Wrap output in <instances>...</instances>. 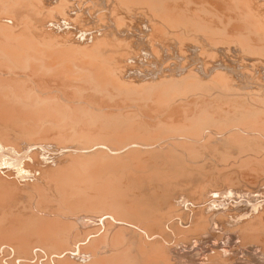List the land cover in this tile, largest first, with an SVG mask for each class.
<instances>
[{
    "label": "rangeland",
    "instance_id": "rangeland-1",
    "mask_svg": "<svg viewBox=\"0 0 264 264\" xmlns=\"http://www.w3.org/2000/svg\"><path fill=\"white\" fill-rule=\"evenodd\" d=\"M69 1H70V3L68 1H66V2H68V3H66V8L69 4H71L72 6L69 5V8L65 9V11L63 10V13L66 14L64 17H67V19H69V18L73 19V22H75V24L77 23L78 25L76 24L77 27H76V25H73L72 24L73 22H71L70 19H69V23L71 25L68 24L70 26H67V25L64 26V24L61 25V26H64L66 28L65 29L63 28V30H62V28H60V31L62 30L60 34H64V36L69 37V38L71 37L70 38L71 41L74 39L77 41V42L74 41L76 43H73V41L72 42L68 41L70 39L67 38L66 41H68V43H71V45H73L74 47L78 48V46L80 45L79 48H83V47H86V43H88L87 46H90L92 44V42L95 40L94 39L95 37L98 38V36H99L98 39H100L101 37L104 36L105 39L104 38L103 39L108 41V44H106L105 46L102 45V47H105L109 51L113 50L112 51L113 57L115 59H116V57L120 56L121 54L122 55L125 54V53L124 54L120 53V51L121 52L126 51V54H125V56H122L123 58L120 56V58H122V63L120 62V64L122 65V66L120 65L121 66L120 70H122V69L123 70L121 72H117V70L113 71V68H112L113 66H112L111 71H109V73L110 72L113 73V76L111 74H107V76L105 75V77H106L105 79L110 78V81L112 79L111 77L114 78V76L116 75L115 77H117L119 80V82L117 84H113V83L111 84V82H108L106 80L102 89L101 88L97 89L94 87L96 85L95 82L93 84L92 82L84 80L85 82L82 83L81 81H83V80H80L82 78L79 77L80 79L79 78L78 79L80 80L82 87H81L80 83L78 82L79 80L77 81L78 84L76 83V81L73 80V83H75L77 85L76 87H78L77 90L75 87H73V88H75L76 91L73 88H72L73 91L70 90V85L73 84L71 82H69V88H67L68 86L66 87L63 85L65 91L66 90L69 91V92L66 91L67 96L73 92L72 95H70V97L72 96L71 98L72 99L74 98L73 100H75L76 105L79 104L78 106L83 105V106H86L88 108V111L85 112L86 114H88V112H89L92 115V112H91L92 110H90V109L93 108L94 109L93 111H96L97 107L99 108V106H100V108H99L100 110H102V109H103V111L106 110L107 113L111 111L110 113L112 114L114 112L113 116L110 113H108V114H110V116H112L114 118V119H112L113 122H111L109 125H112L113 123H117L118 126L119 125L122 126L123 122L121 124H119L121 121L119 122L118 120H121V119L128 120L127 125H128L129 130H128V128H126L128 130V132L121 129L119 131L120 133L118 132V133H116V135L120 134V136H121L122 132H124V134H125L124 137L129 135L131 127L133 126L132 128L135 131V132H133V135L138 136L139 133L143 132V134L142 133L139 134V136H141V138L147 136L146 138H149V139H150V137L153 138V141L152 140L148 141V144H146L147 141H146V143H144L143 141L142 142L140 141L141 143L140 142L139 143L133 142L134 144L131 143L129 147L126 144H125L126 146L120 145L123 147L122 148L120 146H115V144L113 143L116 141L118 136L113 134L114 137H111V136H113L112 132H104L103 129L98 128L99 127L98 125H95V127H86L89 134L90 133H91V135L97 134V132L103 133L105 135L104 136L105 138L101 137V139L100 138L91 139V141L88 144H89V148H91V147L95 148L93 151L92 148H91L92 150L87 148L88 144H86V143H85V145H84V143L82 144L81 141L75 137L74 138H66L65 140L63 138V143L65 141L67 143L69 142L68 144L64 143L66 146L63 143H61L62 145L60 143H59V145H57L58 141L62 142L60 140L62 138L57 136L56 137L57 139L55 138L56 143H53V142H55V140L53 139L55 136L52 134H55V131H54V133L50 132L51 136L46 137V138L52 139V141L48 139L50 142L48 140L46 141L45 140L46 138L45 139H42V138H40V139L36 138L35 139L34 138L35 140H33V141L39 140L38 143H40V144L38 145L39 147H38L37 151L39 152L40 157L41 158H42V156L43 157L45 156L44 158L47 157L46 158L47 160L44 163H41L40 165H38L39 167L43 165L42 167L44 168V170L43 169L42 170L44 171V173L38 174V173H25L26 172L27 153L29 152L28 148H30V147H29V145L23 144L22 141H20V139H23V138L18 139L17 134H15V132L14 133L12 132L11 133L12 135L10 136V140L12 139L11 140L12 142L14 140L16 142L14 141L13 144H10L8 147L3 146L4 144L0 143V150H1L0 151V166L3 167L0 169V172L1 171L3 172V173L2 172L0 173V178H1V181L3 183L5 182L7 184H10L13 179L14 180L12 183H14V184L18 183L19 187L17 185L15 186L12 183H11L12 185L10 184L11 188H14V189H12L13 190L12 192H14V193L16 192L15 194H18L15 196V194L13 193V195L15 197L14 198L12 197L10 199L11 201L13 199L11 206L15 205V206H12L13 211L14 212L16 211L15 213H21L22 212L23 214H31V213L35 214V215L40 214L41 216H43V215L44 216H52L54 214L53 217L54 216L57 217V215H59V213H61L59 215V217H60V219L63 218V220H61V221L56 220V221H59V223L61 222L64 227L60 226L61 223L59 225H57V226H59L58 227L59 229L56 228L57 231L54 229L56 226L53 227L52 230L56 231V234L53 235L52 233L54 231L51 230V232L48 231L49 234L46 235V237H48V239L51 238V236H52V238H51L52 240L49 239L47 242H44V243H42V242L37 243V241L32 242V244L30 245V248L26 251H24V250L18 251V249H16V246H15V248H13L14 245L12 242H9L12 245V246L10 245V247L12 249L9 248V244H7L8 242L7 243L4 242V244H6L8 246H6V245L1 246V245H3V243H1L0 244V246H1L0 247V256H1L0 257V264H30V263L31 264H40V263L41 264H57V262H58V264H65V262L67 260L68 261L66 262V264H70V263L71 264H79V263L80 264L81 263L82 264H85V263L86 264H92L93 259H94V262H98L99 264L101 262H102L101 264H111V263L112 264H121V263L122 264H126V263L127 264H150V262H151V264H264V209H263L264 208V183H263L264 182V131H263L264 130V119H263L264 118V53H263L264 49L260 48L261 47L260 41L263 40L264 38L258 37V36H262L261 33L257 34V32L259 33L261 31H257L255 28H253V25L251 24L252 19L246 18L247 17L246 10L240 5V3H238V5L234 4V3H236L235 0H234L235 2L232 0L234 3H232L231 0H223V1L222 0H217V1L216 0L215 1L214 0H209V1L208 0H206V1L202 0L201 5L199 4L200 2H198V0H196V1L191 0L193 4L195 3V6H196V3L201 6L200 8L203 11L202 13H200L201 12L200 8L194 9L193 8L194 6L191 3H190L191 5L189 8L190 10L187 8L188 6L185 7L187 3L189 4V2H191L190 0H186V2L189 1L187 3L184 0H180V1L179 0H160V1H162V3H163V1H165L166 4L168 3L169 5L171 4V6H176L177 8H179V9H176V12L178 10V12L183 13V14H184V12L187 13V11H188L187 14L191 15L190 13H192V12L194 13L196 9L199 10L200 12L196 11V12H199L198 15L192 13L194 16L196 15L197 18H195L192 15H191L192 17L191 18L189 17V18L192 19V22H190V23H193L194 19L200 20L201 22L194 20L195 24L194 25L192 24L193 26H195L196 23H198V22H200V24L198 23L197 24L198 26L196 25V27H193L190 30L191 26L186 25L187 22H185V21H184V23L182 22L184 25H182L183 27H181L179 24H182V23H179V22L172 23V22L164 20L165 18L162 17L160 11L155 6L154 7L157 10V12L155 13V11H156L155 9H154L155 11L153 12L154 7L152 8L150 4H147L148 2L151 3L150 0L137 1V2H139L138 3L139 5L137 4V2L136 3L131 2L132 4L137 5L138 7H134V5L129 4V3H122L120 0L119 1L121 2L122 7L120 6V2L118 0H111V1H109V0H102V1L101 0H94V1L93 0H86V1L85 0H69ZM154 1L156 2V0H154ZM203 1L205 2V3H203L204 5H206L205 7H207L208 3L212 2V4H209V6H208V8H209L212 5L209 10L207 8H205L204 6H202ZM157 2H159V0H157ZM251 2H254L256 7L259 8V10H257L258 8H255V6L253 5V7L251 8L253 14L255 13V15H257L256 11L259 12L261 9L263 10V15H262L263 19L262 18L260 19L261 20L260 23L261 22L264 23V0H257V1L252 0ZM113 3L115 5V8H114V5H112ZM160 3H157V4H160ZM217 3H218V6H217ZM124 4L128 8L131 7L130 5H132L134 7V9L133 8L131 10L129 9L131 12L127 13V11H129V10L127 7L124 6ZM172 4H174V5H172ZM116 5H117V7H116ZM78 6L79 7L81 6V7L79 8ZM123 6L125 8H127V11L124 10L125 8H123ZM183 6L187 10L182 9V8H184ZM213 6L216 7V9L214 8L215 11L213 9V11L211 13V8ZM260 6H261V8H260ZM112 7H113V9H111ZM202 7H204L205 12H204V9H202ZM217 7H218V9H217ZM180 8L182 9V11ZM253 8H255V9H253ZM206 9L208 10V12H206ZM239 9H241V10H239ZM114 10L117 11V15H115V16H117V19H115L116 22H114L115 20L113 21V19L115 18L114 14H113ZM91 11H92V13H91ZM158 11L160 14L158 13ZM190 11H192V12H190ZM110 12H112V14ZM98 13L101 15L102 14H104V15L101 16ZM152 13H154L155 15ZM259 13L262 14V11ZM115 14H116V12H115ZM135 14H137V15H135ZM97 15H99L100 17L98 16L99 18H97ZM121 15H125V16H123L124 17L123 18L124 21L122 20L123 22L120 21L122 19ZM156 15L158 17L161 15L160 17H162V18L159 17V19H157L158 17H156ZM112 16H113V18H112ZM148 16L150 19L148 18ZM185 16H186V14H185ZM188 16H186V17L188 18ZM262 16L260 15L259 18ZM119 17H121V19ZM256 18H257V16H256ZM259 18H257V19H259ZM99 19H101V20H99ZM105 19H107V20H105ZM160 19H163L165 22L163 23L162 22L163 20L160 21ZM205 19L207 20V23H206ZM149 20H150V22H148ZM247 20L250 24H248ZM119 21L122 22V25ZM155 21H156L155 24H157V22L158 23L161 22V23L157 24V26H160V24H161L160 29H159V27H157L153 23ZM233 21H235V22H233ZM117 22L121 26L120 27L118 24L119 30H116L114 27V25L117 24ZM151 23H153V24H151ZM237 23H239V24H237ZM174 24L176 26L178 24V26H177L178 28L176 26H174ZM187 24H189V21ZM152 25L154 27L156 26V28L153 29ZM162 25H164V26H162ZM199 25L200 26L203 25L204 27L202 26L200 28ZM247 25H249V26H247ZM188 26H190V27H188ZM151 27H152V29H151ZM221 27H222V29H221ZM247 27H251V28L247 29ZM68 28H70V30ZM183 28H185L186 30H184ZM218 28H219V30H218ZM252 28L254 29V31ZM155 29L157 31L159 30L160 32L158 31L159 32L158 33ZM199 29H201L202 31ZM242 29H243V31H242ZM65 30H67V32ZM77 30L78 31L83 30L84 32L83 31L78 32ZM151 30L152 31L155 30L158 33L157 35L155 34L157 37L155 35H152L155 33V31H153L154 32L153 33V32H151ZM220 30L221 31L223 30L222 33ZM239 30L243 34H238V33H240ZM63 31H65L66 33H63ZM246 31L248 32V34ZM251 31H253V32H251ZM199 32L202 34H200ZM254 32H256V33H254ZM67 33H69V34H67ZM82 33L86 34V35L90 34V33L91 34L89 36L87 35L86 36L87 39L85 38V40L83 39L84 37L83 38L81 37V39H80L81 41H80L77 39V37H79V34H82ZM94 33H95V35H94ZM194 33H196V34H194ZM239 35H241V36L243 35V37H240ZM263 36H264V34H263ZM257 37L259 39H257ZM89 38H91L92 40ZM224 38H225V40H224ZM243 39H245V40H243ZM84 41H86V42H84ZM89 41H91V42H89ZM222 41H223V43H222ZM79 42H82L84 44H82V43L79 44ZM68 43H65V44L70 45ZM258 43H259L260 47H259ZM115 45H117V46H115ZM252 45L255 47H253ZM123 46H126L125 47L126 50L124 49ZM111 48H112V50H111ZM127 49L129 51V53H127L128 52ZM116 50H118L117 52L119 53V55L117 54V52H115ZM198 54H201V55H198ZM107 59H109L108 64H110V62H111L110 66L114 65V63H113L114 59L113 58H107ZM165 64H166V66H164ZM115 72H117L119 74H117ZM109 75H111V76H109ZM120 79H123L124 82L126 81L127 86L123 82V80H120ZM120 81H122V82H120ZM107 82L110 83L111 86ZM128 82L130 84H128ZM179 82H180V84H179ZM31 83L32 82H30L29 84L32 85ZM119 83H120V86L117 87V85ZM132 83H135V84H133L135 87L133 88V86H131L130 90H129V88L127 89V87L128 86L130 87V85H132ZM49 84L51 86H49V88L47 89V92L49 91V94L54 93L52 97H54V95L57 92L56 96H59L61 99L56 97V96L55 97L58 100L56 98L51 99V97H49L48 102L53 101V100H54V102L55 101L60 102V101H65V98L66 99L69 98V97L67 98V96L65 94L62 95V93H64L65 91L62 89L63 87H62L61 83H58V85H60L61 88L57 84H55V82L52 83L53 86L55 85L54 86L55 88L52 87L51 83H49ZM105 84H106V86H105ZM122 84H125V86ZM56 86H57V89H56ZM73 86H75V85L73 84ZM140 86H141V88H140ZM58 87L61 90H63L62 93H61V90H58L59 89ZM85 87H87V88H85ZM124 87H126V88H124ZM79 88H81V89H79ZM117 88H118V91H117ZM120 88L123 91L122 90L120 91ZM136 88L139 90H136ZM54 89H56V90H54ZM124 89H126V90H124ZM141 89H143V90H141ZM104 90H107V91H104ZM131 90H133V91H131ZM145 90H147V91H145ZM94 91H96V92L94 93ZM128 91H131V92L128 93ZM108 92L111 94H109ZM147 92H149L150 94ZM158 92H160V93L158 94ZM164 92L166 93V95L164 94ZM144 93H146V94H144ZM140 94H142V95H140ZM63 96H66V97H63ZM89 96H91V97H89ZM114 97H116V98H114ZM119 97H120V99H118ZM133 97H135V98H133ZM69 100H71V99H69ZM94 101H95V103H94ZM113 101L115 102V104ZM119 101H121V102L119 103ZM89 102H91V103H89ZM116 103L118 106H116ZM122 103H123V106H122ZM153 103H154V105H153ZM98 104H100V105H98ZM108 105H110L111 108ZM149 105H150V107H149ZM155 105H157V106L154 107ZM146 106H148V108ZM152 106H153V109H152ZM250 107H252V108H250ZM162 108H163V110H162ZM157 109H159V110H157ZM160 109L162 112L160 111ZM219 110H221V111H219ZM249 110H251V113H249ZM141 111H142V113H140ZM143 111L144 112L146 111V112L143 113ZM154 112H156V113H154ZM256 112H257V114H256ZM172 113H173V115L174 114L175 115L173 116ZM197 113H199V114H197ZM91 115H89V116H91ZM134 116L135 117L138 116L139 118L138 117L135 118ZM192 116H195L196 118L195 117L191 118ZM251 116H253V117L251 118ZM92 117H97V116H94V114H93ZM169 117L171 118V120ZM180 117H181V119H180ZM194 118H195V120H194ZM234 118H235V120H234ZM131 119H132V121H131ZM159 119H160V121H159ZM185 119H186V121H185ZM156 120H157V122H156ZM100 121H103V120H100ZM152 121L155 124L152 123ZM166 121L169 123L171 121V123H170L171 129H169V125H168L169 123H167V124L165 123ZM183 121L186 122V123L184 122L185 128L184 127L182 128V126H183L182 122ZM211 121H212V123H211ZM133 122H134V125H132ZM136 122L138 123L137 124L138 127L137 126L135 127ZM147 122H148V124H147ZM178 122H179V124H178ZM99 123L100 122H98V124ZM130 123H132V124H130ZM100 124L102 125V123H100ZM125 124H126V122H124L123 125H125ZM140 124H141L142 128L139 127ZM143 124H144V126H143ZM113 125H116V124H113ZM127 125H125V126H127ZM130 125H132V126L130 127ZM158 125H160V126H158ZM166 125H168V126H166ZM176 125H178V126L176 127ZM214 125H216V126H214ZM250 125H252L253 127ZM164 126H165V128H164ZM173 126L176 128L174 129ZM122 127H124V126H122ZM166 127H167V129H166ZM88 128H90V130ZM94 128L95 129L97 128V129L95 130ZM136 128H137V130H140V128H141V131L138 132L136 130ZM153 128H155V130ZM158 128H161L163 130L158 129ZM177 128H179V129L177 130ZM68 129H69V127L66 129L67 131L66 130L65 131H66L67 135H70L72 129H69V130ZM100 129H101V131H100ZM149 130L151 132H149ZM80 131H78V132H80ZM136 131H137V135L135 134ZM198 132H200V133H198ZM234 132H235V134H232ZM236 132H237V134H236ZM238 132L241 135H238ZM75 133H77V132H75ZM152 133L153 134L155 133V134L153 135ZM144 134L145 135L147 134V135L145 136ZM152 135H153V137H152ZM155 135H157V136H155ZM232 135H238V136H235L237 139ZM106 136H108V139ZM130 136H131V134H130ZM218 137H220L221 140ZM225 137H228V138L226 139ZM17 139L19 140L20 143L17 142L18 141ZM68 139H70V140L68 141ZM75 140L78 141L79 144H77L78 142L76 143ZM154 140H156V141H154ZM166 140H167V142H166ZM187 140H188V142H187ZM43 141H44V144L42 143L43 145H41V142H43ZM46 142H47V144H46ZM48 143H50V144H48ZM70 143L72 145L69 146ZM261 143H263V144H261ZM14 144H16V145L19 144L17 147H18V149H19L18 151L20 153L17 151V147H15L16 149L9 150L10 149L9 147L11 145H14ZM80 144L83 146H81ZM112 144H114V145H112ZM145 144H146V146H145ZM217 144H219V145H217ZM63 145L65 147H63ZM75 145H77V147ZM138 145H140V146H138ZM50 146H51V148H50ZM85 146H86V148H85ZM105 146L108 149H106ZM124 146L127 147L126 148L127 151L124 150V148H125ZM19 147H21V148H19ZM31 147L33 148V146H31ZM32 148H30V149H32ZM60 148H61V150L62 149L63 150L60 151ZM82 148H84L85 150L84 149L81 150ZM120 148H122V149H120ZM224 148H226V149H224ZM67 149H69V150H67ZM73 149H75V150H73ZM99 149L103 150L106 154H109V155H115V154L117 155L118 154L120 156V157L118 156V159H117V161H119L120 163L116 161L115 166H113L112 171H114V169L117 171V167H121V168L124 167L120 171V172H123L125 170V172H124L125 176H123V178H122V181L120 183V187H122L123 190H125L124 192L128 191L127 193H129V195H131V197L129 196V198H127V196H125L123 198L126 202H128V200H130L133 197V195L137 196V194H139L137 196L138 199L135 202V205L138 202L137 205L139 204V206H141L139 209H141L143 207V209H141L139 211L140 214L138 213L139 217H143L145 215V214L143 215V211H144V213L146 211V217L147 218L145 217V218L141 219L137 215L135 218H131L130 216L126 217L123 214L120 215V211L113 213L114 211L110 210V208H107L106 205H104V207H103L101 202L99 204H96V207L94 208L95 210L93 209V207H94L93 205H95V203L91 205V207H92V208L90 207L91 209H88V207H86L83 210L82 209L83 207H82V208H79V210H77L78 209L77 206H73V204H72L75 202L77 203V201H76L77 200V194H75V196H74V194H70V196H71L70 199H74V200L76 199V200L71 202V204L68 206L69 208L66 209L65 207H63V205L65 206V203L64 202L62 203V201L67 198V196L65 198V195H66L65 190H62V186L60 185L58 179H55V178L53 179L52 178L53 175H51L50 173L46 174L45 171L46 170H55V168L57 170L58 166L61 167V164L64 165L70 158H75V157L81 156L82 155L81 153H84V151H85V154H88L87 155L88 158H91L90 160L98 161L101 158L100 154L102 152ZM113 149H114V151H117V152H114ZM87 150H88V152H87ZM110 150H111V152L113 151L115 154H113V152L110 154ZM21 151L23 152V154ZM57 151H59L60 153ZM106 151H108L109 153ZM125 151H126V155H125ZM135 151H137L136 153H137L138 157L136 156V153H134ZM217 151L218 152L220 151V152L218 153ZM248 151H249V153H248ZM52 152H55V154ZM77 152L78 153L80 152V153L78 154ZM21 155H22V157H21ZM67 155L69 156L68 158H67ZM134 155L136 156L137 161L135 159H134L135 161L133 159H131V158H134V157H131ZM9 156H11V158H8ZM17 156H18V158H17ZM23 156H24V158H23ZM64 156H66V158ZM95 157H97V158H95ZM127 157H130V159H128V160L130 162L129 167L131 170L128 169L129 163H128ZM12 158H13V160L14 159H19V160L22 159V160L21 161H19V160L13 161ZM44 158H43V160H45ZM51 158H53V159H51ZM109 158L106 157L105 160L106 159L109 160ZM122 158H124V160H122ZM139 159H141V162L139 161ZM110 160L112 161L113 159H110ZM4 162H5V164H4ZM18 162H20V163L25 162V163H23V164L21 163L22 164L21 165V164H18ZM27 162H28V160H27ZM131 162L132 163L135 162L133 164L134 166L137 163L138 166L140 165V167H138L137 170L135 171L134 169H132L134 166L131 164ZM111 163H113V161ZM11 165H14V166L12 167ZM17 165L19 166L18 167L19 172H16L17 168H14L15 166L17 167ZM20 165L24 169V171L22 170ZM50 165L53 167V169H51L52 167ZM144 165H146V166L143 168ZM8 167L10 169L12 168L11 171H13V173H7L6 172ZM48 167L49 168L51 167V168L48 169ZM19 168H21V169H19ZM30 168H31V166H30ZM141 170H142V172H141L142 174L140 173ZM144 172H146V173H144ZM127 173H128V175L129 174L130 175L128 176ZM138 173H139V176H138ZM35 174H36V176H35ZM49 174H50L51 178H50ZM52 174H54V173H52ZM16 175H17V177L15 178ZM4 177L8 180H2V179H5ZM138 177H139V179H138ZM15 179H16V182H14ZM131 179H133V180H131ZM141 179H143V180H141ZM46 180H47V182H46ZM55 180H56V182H55ZM38 181H39V183H38ZM50 181H51V183H49ZM135 183H137V184H135ZM32 184L33 185L36 184L35 187L32 186ZM53 184L56 187L58 186L59 189L56 188ZM28 186H30V187H28ZM59 186H61V187H59ZM16 187H18V189H16ZM51 187H53V188H51ZM120 187H117V188L121 189ZM143 187H145V188H143ZM35 188H37V190L40 188L41 190L39 189L38 191H36ZM60 188H61V190H60ZM21 189H23V190H21ZM55 190H57L58 193ZM59 190H60V192H59ZM182 192H183V194H182ZM140 193H141V195H140ZM242 194H243V196H242ZM79 196L80 195H78V197ZM6 197H8V196H6ZM170 197H172V198H170ZM29 200H30V202H29ZM203 200H206V201H203ZM215 200H216V202H215ZM39 201L41 202V204ZM142 201L143 202L145 201L144 202L145 204ZM199 201H200V203H199ZM221 201L223 203H221ZM225 201H226V203H225ZM37 203H38V209H39L38 211L39 212L37 211V208H36ZM46 203H49V204H46ZM146 203H147V205H146ZM59 204L60 205L62 204L61 207ZM143 204H144V206H143ZM225 204H226V206H225ZM39 205H40V208L42 207L41 209L39 208ZM145 206H147V207H145ZM47 207H49V209ZM150 207H152L151 209L153 210V212L150 209ZM14 208L16 210H14ZM52 208H53V210H52ZM22 209H24L26 212L24 210L22 211ZM62 209H63V211H62ZM68 209H70L69 210L70 212L68 211ZM149 209H150V212H149ZM18 210H20V211H18ZM30 210H31V212H29ZM41 210H42V212H41ZM65 210H66V212L62 213ZM74 210H76V211H74ZM85 210H87V211H85ZM99 210H101V211H99ZM197 210H199V211L196 212ZM200 210H202L204 212H201ZM46 211H48V212H46ZM54 211H56V212H54ZM147 211L149 212V214H147L148 213ZM160 211L161 212L163 211V212L161 213ZM36 212H38V213L36 214ZM51 212H52V214H51ZM73 212H75V213H73ZM89 212H90V214H89ZM158 212H160V213L158 214ZM259 212H262V213H259ZM114 214H116V215H114ZM259 214H260V216H259ZM62 215H63V217H61ZM106 215H107V217H106ZM147 215H151V217L147 216ZM153 215H156V216L154 217ZM239 215H240V217H239ZM74 216H75V219L73 218ZM148 217H150V218H148ZM194 217H195V219H194ZM57 219H58V217H57ZM101 219H102V222H100ZM236 219H237V221H235ZM62 221H64V222H62ZM232 221H233V223H232V225H230ZM244 221H245V224L247 222L248 223L245 225ZM256 221L258 223L262 222V224L257 225ZM253 222H256V225L258 227L255 226V228H254L255 224ZM142 226H144V227H142ZM105 228H106V230H105ZM62 229L66 233H63ZM145 229H147V230H145ZM117 230H119V231H117ZM104 232H106V233H104ZM83 233H85V234H83ZM124 233H125V235H124ZM58 234H60V235H58ZM82 234L84 236H82ZM34 235L35 234H29V233L26 234V236H30L31 238L33 237L32 239L40 238L39 235H36L35 237H34ZM48 235H50V237ZM55 235L56 236L58 235V236L55 237ZM65 235H67V239H66ZM114 235H116V236H114ZM141 235H142V237H141ZM37 236H39V237H37ZM59 236H60V239H62V240L64 239V240L62 241L59 239V241H58ZM61 237H63V238H61ZM85 237H87V238L85 239ZM113 237L116 240H114ZM55 238H56V241L54 240ZM233 239H234V241H232ZM50 240H51V242H50ZM75 240H77V241H75ZM68 241H70V242H68ZM200 241L202 242V244ZM59 242H61V243H59ZM51 243H52V245H51ZM63 243H65V244H63ZM197 243H199V244H197ZM69 245H71L70 246L71 248L68 247ZM77 245H79V246H77ZM58 246L60 248L62 246V250ZM93 246H95V247L98 246V247H96L97 249H94ZM108 246H110V247H108ZM216 246H217V248H216ZM6 247H8V248H6ZM56 247H57V249H55ZM4 248L6 249V251H5L6 253L3 252ZM68 249H70V250L66 251ZM85 251H87V253ZM89 251L91 252L90 254L88 253ZM56 252H57V254H56ZM73 253H75V254H73ZM99 253L102 254V257ZM62 254H64L65 256H62ZM97 254H98V256L95 258L94 256H96ZM24 255H26V256L24 257ZM103 255H104V257H103ZM75 256H77V257H75ZM149 256H150V258H149ZM99 257H100V259H99ZM135 257H136V259H135ZM36 258H37V260H36ZM53 258H54V261H53ZM103 258H106V259L109 258L110 260L107 259L108 260L107 261V260H104ZM115 258H117L118 260H116ZM154 258H155V260H154ZM8 259H10V261ZM87 259H88V261H87ZM101 259H102V261H101ZM160 259H161V261H160ZM72 261H74V262H72ZM104 261H106V262H104ZM118 261H120V262L118 263ZM21 262H24V263H21Z\"/></svg>",
    "mask_w": 264,
    "mask_h": 264
},
{
    "label": "bare ground",
    "instance_id": "bare-ground-1",
    "mask_svg": "<svg viewBox=\"0 0 264 264\" xmlns=\"http://www.w3.org/2000/svg\"><path fill=\"white\" fill-rule=\"evenodd\" d=\"M66 1H68L69 3H70V1L69 0H0V143H2V144H4L3 146H9L10 144H13V142L15 141H11L10 140V136L12 135L11 133L13 132H15V134H17V136H18V139L19 138H23V139H20V141H22V143L23 144H27V145H29V147L30 148H32L31 146H33V148L32 149H30V148H28L29 149V152L27 153V159H26V172L25 173H44V168L42 167V166H38V165H40L41 163H44L47 159V157L46 158H44L42 155V158L40 157V155H39V152L37 151L38 150V145L40 144V143H38V141L36 142V141H33V140H35L36 138H42V139H45L46 137H49V136H51L50 135V132L51 133H54V131H55V134H52V135H54L55 137L53 138L54 140H55V138L58 136V137H60V138H62V139H60L62 142H60V141H58V144L57 145H59V143L61 144V143H63V138H64V140L66 139V138H77V139H79L80 141H81V143L83 144L84 143V145H85V143L86 144H88L90 141H91V139H96V138H100L101 139V137H104L105 135L103 134V133H98L97 132V134H92L91 135V133L89 134V132H88V130H87V128L86 127H95V125H98L99 127L98 128H101V129H103V131L104 132H112V135L113 134H115L116 135V133H118L121 129H123L124 131H126V132H128V130H129V128H128V125H127V122H128V120H125V119H121V120H118L117 122L119 123V124H121L122 122H123V124H124V122H126V124L125 125H127V126H125V125H123L122 124V126H124V127H122L121 125H119L118 126V124L117 123H113V124H116V125H109L111 122H113L112 121V119H114L112 116H113V113L111 114L110 112H108V113H110L112 116H110V114H108L107 113V111L106 110H104L103 111V109L102 110H100L99 108H100V106H99V108L97 107V110L96 111H93L94 109L92 108V109H90V110H92L91 112H92V115L94 114V116H97V117H92V115L88 112V114L89 115H91V116H89L88 114H86L85 112L86 111H88V108L86 107V106H83V105H81V106H78L79 104H77L76 105V102H75V100H73L71 97H70V95H72V93H70L68 96H67V92H69V91H65V89H64V86H68L67 88H69V82H71V83H73V80L74 81H76V83H77V81L80 79L79 77H81L82 79H80V80H83V81H81L82 83L83 82H85V81H89V82H92L93 84H94V82L96 83V85L94 86L95 88H97V89H99V88H101L102 89V87L104 86V83H105V81L107 80L108 82H111V84L113 83V84H117L118 82H119V80H118V78L117 77H115L114 76V78L113 77H111L112 79H111V81H110V78L108 79H105L106 77H105V75L107 76V74H111L112 76H113V73H109V71H111V67L113 68V71H116L117 70V72H121L122 70H120L121 68V64H120V62L122 63V56H125V54H126V49H125V47L127 46H123L124 47V51L125 52H121L120 50V53H125L124 55H120L122 58H120V56H118V57H116L115 55V57H116V59L113 57V50H112V48H111V50L112 51H109L108 49H106L105 47H102V45H106V44H108V41H106V40H104L105 38H104V36L103 37H101L100 39H98L99 38V36H98V38H94L93 40V42H92V44L90 45V46H87V44L88 43H86V47H83V48H79L80 47V45L78 46V48L77 47H74L73 45H71V43H68V41H71V37L69 38V37H66V36H64V34H60L61 33V31L63 30V28L65 29L66 27H64V26H70L71 24L69 23V19H67V17H64L66 14H64L63 13V10L65 11V9H67V8H69V5H71V4H69L68 6H67V8H66V3H68V2H66ZM86 1V0H85ZM94 1V0H93ZM102 1V0H101ZM109 1H111V0H109ZM119 1V0H118ZM122 3H129V4H132L131 2H137V1H143V0H120ZM119 1V2H120ZM145 1V0H144ZM151 1V3H149L148 1V3L147 4H150L151 5V7L153 8L154 6L160 11V13H161V15H162V17H164L165 19L164 20H166V21H169V22H172V23H174V22H179V23H184V21L185 22H187L188 23V21H189V24H187L186 23V25H190V26H188V27H190V30L193 28V27H196V25L199 23L200 24V20H195L194 18V20L195 21H200V22H198V23H196V25L195 26H193L194 24H195V22H194V20H193V23H190V22H192V19H190L192 16H194L193 14H197L198 15V13L200 12L199 10H195V12L196 11H199V12H192L195 8H200L201 6V1L202 0H198V2H200L199 4L200 5H198L197 3H196V6H195V3L193 4L192 3V1L191 2H189V1H187V2H189V4L186 2V0H184L186 3V6L185 7H187L188 9L190 8V5L192 4L194 7V9L192 10V11H190V12H192V13H190L191 15H189V14H187L188 13V11H187V13H185L184 12V14L183 13H180V12H178V10H177V12H176V9H179V8H177L176 6H171V4L169 5L168 3L166 4V2L165 1H163V3H162V1H160L159 0V2H157V0H156V2L157 3H160V4H157L154 0H150ZM153 1V2H152ZM180 1V0H179ZM194 1H196V0H194ZM206 1V0H205ZM209 1V0H208ZM215 1V0H214ZM213 1V2H214ZM217 1V0H216ZM223 1V0H222ZM221 1V2H222ZM234 1V0H233ZM232 0H231V2L232 3H234L235 1H236V3H234V4H237L238 5V3H240V5L246 10V12H247V17L246 18H249V19H252V21H251V24L253 25V28H255L257 31H261V32H257V34H262V36H258V37H263L264 38V36H263V34H264V23L263 22H261L260 23V19L262 18L263 19V10L261 9L259 12H261L262 11V14H260L258 11H256V13H257V15H255V13L253 14L252 13V7H253V5L255 6V8H258V7H256V5H255V3L254 2H251L252 0H235L234 2H233ZM255 1V0H254ZM257 1V0H256ZM73 2V1H72ZM80 2V1H79ZM121 2H120V6L122 7V5H121ZM155 2V3H154ZM76 3V2H75ZM107 3V2H106ZM109 3V2H108ZM139 2H137V4H138ZM141 3V2H140ZM143 3V2H142ZM154 5H153V4ZM166 5H165V4ZM191 3V4H190ZM203 3H205L204 1L202 2V6H206V5H204ZM207 3V2H206ZM216 3V2H215ZM225 3V2H224ZM230 3V2H229ZM231 3V4H232ZM254 3V4H253ZM263 3V2H262ZM91 4V3H90ZM89 4V5H90ZM209 4H212V2L211 3H208V5H207V7H205V8H207L208 10L210 9V7L212 6H210L209 8H208V6H209ZM230 4V5H231ZM74 5V4H73ZM86 5V4H85ZM112 5H114V3L112 4ZM127 5V4H126ZM132 5H134V4H132ZM132 5H130L131 7H127V6H125V4H124V6L125 7H127L128 8V10L130 9H134V7H138L137 5H134V7L132 6ZM139 5V4H138ZM172 5H174V4H172ZM176 5V4H175ZM184 5V4H183ZM199 7H198V6ZM233 5V4H232ZM231 5V6H232ZM239 5V6H240ZM258 5V4H257ZM72 6V5H71ZM96 6V5H95ZM123 6V8H125ZM129 6V5H128ZM147 6V5H146ZM149 6V5H148ZM181 6V5H180ZM217 6H218V3H217ZM223 6V5H222ZM225 6V5H224ZM234 6V5H233ZM240 6V7H241ZM79 7V6H78ZM81 7V6H80ZM79 7V8H80ZM116 7H117V5H116ZM150 7V8H151ZM155 7L153 8V12L156 10L155 9ZM184 7V6H183ZM185 7L184 8H182V9H185ZM192 7V6H191ZM204 7H202V9H204ZM236 7V6H235ZM241 7V8H242ZM72 8V7H71ZM114 8H115V5H114ZM120 8V7H119ZM127 8H125L124 10H126L127 11ZM147 8V7H146ZM216 9V7H212L211 8V13H212V11H213V9ZM224 8V7H223ZM227 8V7H226ZM231 8V7H230ZM255 8H253V9H255ZM260 8H261V6H260ZM89 9V8H88ZM107 9V8H106ZM111 9H113V7L111 8ZM140 9V8H139ZM155 9V10H154ZM181 9V8H180ZM182 9H181V11H182ZM206 9V12H208V10ZM215 9H214V11H215ZM217 9H218V7H217ZM99 10V9H98ZM116 10V9H115ZM113 11V14H114V19H113V21L115 20V19H117V16H115V15H117V11ZM121 10V9H120ZM123 10V9H122ZM123 10V11H124ZM127 11V13L128 12H131V11ZM142 10V9H141ZM140 10V11H141ZM185 10H187V9H185ZM190 10V9H189ZM200 10H201V8H200ZM220 10V9H219ZM235 10V9H234ZM239 10H241V9H239ZM257 10H259V8L257 9ZM72 11V10H71ZM122 11V12H123ZM159 11H158V13H159ZM180 11V10H179ZM217 11V10H216ZM255 11V10H254ZM253 11V12H254ZM94 12V11H93ZM105 12V11H104ZM107 12V11H106ZM115 12H116V14H115ZM139 12V11H138ZM151 12V11H150ZM157 12V10L155 11V13ZM203 11L201 10V12L200 13H202ZM204 12H205V9H204ZM220 12V11H219ZM228 12V11H227ZM91 13H92V11H91ZM103 13V12H102ZM111 14H112V12H110ZM145 13V12H144ZM159 13V14H160ZM216 13V12H215ZM223 13V12H222ZM245 13V12H244ZM99 14V13H98ZM149 14V13H148ZM151 14V13H150ZM152 14H154V13H152ZM158 14V15H159ZM183 14V15H182ZM185 14H186V16H188V18L185 16ZM207 14V13H206ZM210 14V13H209ZM220 14V13H219ZM239 14V13H238ZM246 14V13H245ZM99 15H101V14H99ZM99 15H97V18H99L100 16ZM102 15H104V14H102ZM101 15V16H102ZM106 15V14H105ZM131 15V14H130ZM135 15H137V14H135ZM146 15V14H145ZM155 15V14H154ZM160 15V16H161ZM227 15V14H226ZM231 15V14H230ZM261 15L262 17H260L259 18V16ZM99 16V17H98ZM111 16V15H110ZM122 16V19H121V17H119L121 20L120 21H124V17L123 16H125V15H121ZM153 16V15H152ZM159 16V17H160ZM242 16V15H241ZM245 16V15H244ZM256 16H257V18H259V19H257L256 18ZM71 17V16H70ZM145 17V16H144ZM156 17H158L157 15H156ZM155 17V18H156ZM159 17L157 18V19H159ZM162 17H160V18H162ZM190 17V18H189ZM195 18H197V16L195 15L194 16ZM243 17V16H242ZM112 18H113V16H112ZM146 18V17H145ZM148 18H149V16H148ZM203 18V17H202ZM150 19V18H149ZM207 19V18H206ZM205 19V20H206ZM212 19V18H211ZM227 19V18H226ZM236 19V18H235ZM244 19V18H243ZM71 20V22H73V19H70ZM77 20V19H76ZM99 20H101V19H99ZM105 20H107V19H105ZM119 20V19H118ZM154 20V19H153ZM161 20H163V19H160V21ZM162 21L163 23L165 22V21ZM239 20V19H238ZM119 21V22H120ZM122 21V22H123ZM158 21V20H157ZM215 21V20H214ZM77 22V21H76ZM102 22V21H101ZM114 22H116V20L114 21ZM122 22H120L121 23V25H122ZM148 22H150V20L148 21ZM152 22V21H151ZM229 22V21H228ZM233 22H235V21H233ZM238 22V21H237ZM247 22H248V20H247ZM154 24L156 23V21L155 22H153ZM153 23H151V24H153ZM159 23H161V22H159ZM158 22H157V24H159ZM168 23V22H167ZM171 23V24H172ZM178 23V24H179ZM179 24L181 27H183L182 25H184V24ZM206 23H207V20H206ZM205 23V24H206ZM230 23V22H229ZM242 23V22H241ZM263 23V24H262ZM62 24H64V26H61ZM68 24H70V25H68ZM73 25H76L75 24V22H73L72 23ZM84 24V23H83ZM98 24V23H97ZM118 22H117V24H115L114 25V27H115V29L116 30H119V27H118ZM157 24H155L156 26H157ZM166 24V23H165ZM178 24H177V26H178ZM193 24V25H192ZM237 24H239V23H237ZM248 24H250L249 22H248ZM78 25V24H77ZM77 25H76V27H77ZM91 25V24H90ZM214 25V24H213ZM263 25V26H262ZM119 26H120V24H119ZM153 26V25H152ZM156 26L154 27L153 26V29L154 28H156ZM162 26H164V25H162ZM166 26V25H165ZM168 26V25H167ZM171 26V25H170ZM174 26H176L175 24H174ZM176 26V27H177ZM198 26V25H197ZM203 26V25H202ZM202 26H200L199 25V27L201 28ZM225 26V25H224ZM240 26V25H239ZM245 26V25H244ZM247 26H249V25H247ZM75 27V28H76ZM121 27V26H120ZM157 27H159V29H160V27H161V24H160V26H157ZM169 27V26H168ZM186 27V26H185ZM187 27V28H188ZM204 27V26H203ZM207 27V26H206ZM209 27V26H208ZM227 27V26H226ZM243 27V26H242ZM60 28H62V30L60 31ZM72 28V27H71ZM80 28V27H79ZM170 28V27H169ZM174 28V27H173ZM178 28V27H177ZM248 28H251V27H247V29ZM252 28V29H253ZM69 30H70V28H68ZM98 29V28H97ZM151 29H152V27H151ZM158 29V28H157ZM184 30H186L185 28H183ZM214 29V28H213ZM221 29H222V27H221ZM233 29V28H232ZM231 29V30H232ZM156 30V29H155ZM155 30H153V31H155ZM162 30V29H161ZM164 30V29H163ZM172 30V29H171ZM175 30V29H174ZM194 30V29H193ZM199 30H201V29H199ZM198 30V31H199ZM218 30H219V28H218ZM241 30V29H240ZM240 30H239V32H240ZM66 32H67V30H65ZM65 31H63V33H66ZM78 31V30H77ZM83 31V30H82ZM81 30L80 31H78V32H82ZM102 31V30H101ZM152 30H151V32H153ZM157 31V30H156ZM155 31V33L154 34H152V35H157L158 33ZM176 31V30H175ZM202 31V30H201ZM221 31V30H220ZM223 31V30H222ZM222 31H221V33H222ZM242 31H243V29H242ZM253 31H254V29H253ZM253 31H251V32H253ZM75 32V31H74ZM84 32V31H83ZM150 32V31H149ZM247 32V31H246ZM70 33V32H69ZM69 33H67V34H69ZM120 33V32H119ZM167 33V32H166ZM179 33V32H178ZM200 33V32H199ZM208 33V32H207ZM216 33V32H215ZM224 33V32H223ZM235 33V32H234ZM254 33H256V32H254ZM72 34V33H71ZM91 34V33H90ZM90 34H87L88 36L90 35ZM107 34V33H106ZM161 34V33H160ZM194 34H196V33H194ZM200 34H202V33H200ZM218 34V33H217ZM238 34H243V33H238ZM247 34H248V32H247ZM251 34V33H250ZM86 34H79V37H77V39L78 40H80L81 39V37L85 40V38L87 39V36ZM94 35H95V33H94ZM101 35V34H100ZM155 35V36H156ZM171 35V34H170ZM182 35V34H181ZM188 36V35H187ZM226 36V35H225ZM224 36V37H225ZM230 36V35H229ZM240 37H243V35L241 36V35H239ZM245 36V35H244ZM249 36V35H248ZM94 37V36H93ZM111 37V36H110ZM152 37V36H151ZM157 37V36H156ZM171 37V36H170ZM214 37V36H213ZM236 37V36H235ZM239 37V38H240ZM257 37V39H259ZM67 38H69L70 40H68V41H66L67 40ZM104 38V39H103ZM116 38V37H115ZM205 38V37H204ZM247 38V37H246ZM82 39V40H83ZM89 39H91V38H89ZM88 39V40H89ZM122 39V38H121ZM131 39V38H130ZM222 39V38H221ZM250 39V38H249ZM92 40V39H91ZM113 40V39H112ZM157 40V39H156ZM188 40V39H187ZM206 40V39H205ZM209 40V39H208ZM224 40H225V38H224ZM243 40H245V39H243ZM261 40V39H260ZM73 41V43H76L77 41L74 39V40H72ZM71 41V42H72ZM74 41H76V42H74ZM81 41V40H80ZM87 41V40H86ZM86 41H84V42H86ZM160 41V40H159ZM213 41V40H212ZM217 41V40H216ZM215 41V42H216ZM230 41V40H229ZM248 41V40H247ZM246 41V42H247ZM257 41V40H256ZM89 42H91V41H89ZM122 42V41H121ZM220 42V41H219ZM228 42V41H227ZM242 42V41H241ZM253 42V41H252ZM251 42V43H252ZM263 42V43H262ZM65 43H68V44H70V45H67V44H65ZM72 43V44H73ZM80 43H82V42H79V44ZM112 43V42H111ZM151 43V42H150ZM154 43V42H153ZM200 43V42H199ZM214 43V42H213ZM222 43H223V41H222ZM244 43V42H243ZM82 44H84V43H82ZM124 44V43H123ZM155 44V43H154ZM76 45V44H75ZM78 45V44H77ZM111 45V44H110ZM152 45V44H151ZM229 45V44H228ZM233 45V44H232ZM258 45H259V43H258ZM260 45H261V47H260ZM260 45H259V47L261 48V49H264L263 47H264V39L263 40H261L260 41ZM115 46H117V45H115ZM162 46V45H161ZM179 46V45H178ZM181 46V45H180ZM231 46V45H230ZM250 46V45H249ZM253 46V45H252ZM251 46V47H252ZM113 47V46H112ZM155 47V46H154ZM253 47H255V46H253ZM258 47V46H257ZM109 48V47H108ZM116 48V47H115ZM182 48V47H181ZM242 49V48H241ZM244 49V48H243ZM78 50V51H77ZM122 50V49H121ZM109 51V52H108ZM118 50H116L115 52H117ZM123 51V50H122ZM127 51H128V49H127ZM263 51V50H262ZM257 52V51H256ZM255 52V53H256ZM127 53H129V51L127 52ZM217 53V52H216ZM264 53V52H263ZM112 54V55H111ZM117 54L119 55V53L117 52ZM203 54V53H202ZM254 54V53H253ZM260 54V53H259ZM135 55V54H134ZM198 55H201V54H198ZM252 56V55H251ZM262 56V55H261ZM113 58L114 59V65H111L110 66V64H111V62H110V64H108L109 62V59H107V58ZM112 59V60H113ZM111 60V61H112ZM78 61V62H77ZM259 61V60H258ZM118 62V63H117ZM112 63V64H113ZM108 64V65H107ZM121 65V66H120ZM124 65V64H123ZM126 66V65H125ZM164 66H166V64L164 65ZM128 67V66H127ZM125 68V67H124ZM162 68V67H161ZM191 69V68H190ZM117 72H115V73H117ZM216 72V71H215ZM218 72V71H217ZM114 73V74H115ZM117 74H119V73H117ZM122 74V73H121ZM216 74V73H215ZM111 75H109V76H111ZM215 77V76H214ZM79 78V79H78ZM80 80L78 81L79 83H80ZM85 80V81H84ZM120 80H123V79H120ZM126 80V79H125ZM171 80V79H170ZM182 80V79H181ZM187 80V79H186ZM185 81V80H184ZM196 81V80H195ZM217 81V80H216ZM223 81V80H222ZM30 82H32L31 84L32 85H30L29 83ZM53 82H55V84H57L58 85V83H61L62 84V89L66 92H64V93H62V91L63 90H61L60 88H61V86L60 85H58L59 87V89L58 90H61V93H62V95H66L67 96V98L68 99H66L65 98V101H60V102H54V100L53 101H50V102H48V98L49 97H51V99H54V98H56V97H58V98H60L59 96H56V94H57V92H56V94L54 95V97H52L53 96V94H49V91L47 92V89L49 88V86H51L49 83H53ZM58 82V83H57ZM68 82V83H67ZM107 82V83H108ZM120 82H122V81H120ZM123 82H124V80H123ZM133 82V81H132ZM164 82V81H163ZM194 82V81H193ZM215 82V81H214ZM66 83V84H65ZM106 83V84H107ZM125 84H126V86H127V82L125 81L124 82ZM168 83V82H167ZM192 83V82H191ZM219 83V82H218ZM260 83V82H259ZM73 84L75 85V86H73ZM72 85H70V90H72L73 91V89L75 90V88H76V90H77V88L78 87H76L77 85L75 84V83H73ZM78 84V83H77ZM106 84H105V86H106ZM108 84H110V83H108ZM107 84V85H108ZM111 84H110V86H111ZM125 84H122V85H124L125 86ZM128 84H130L129 82H128ZM133 84H135V83H132V85H130V87L128 86L127 87V89L129 88V90H130V88H131V86H133V88L135 87ZM148 84V83H147ZM163 84V83H162ZM179 84H180V82H179ZM64 85V86H63ZM80 85H81V83H80ZM91 85V84H90ZM141 85V84H140ZM198 85V84H197ZM55 86V85H54ZM53 86V84H52V87H54ZM92 86V85H91ZM113 86V85H112ZM116 86V85H115ZM118 86H120V83L117 85V87ZM138 86V85H137ZM142 86V85H141ZM141 86H140V88H141ZM73 87H75V88H73ZM80 87V86H79ZM81 87H82V85H81ZM84 87V86H83ZM109 87V86H108ZM123 87V86H122ZM139 87V86H138ZM137 87V88H138ZM153 87V86H152ZM160 87V86H159ZM158 87V88H159ZM190 87V86H189ZM55 88V87H54ZM73 88V89H72ZM85 88H87V87H85ZM107 88V87H106ZM114 88V87H113ZM124 88H126V87H124ZM136 88V90H139V89H137ZM177 88V87H176ZM175 88V89H176ZM56 89H57V86H56ZM56 89H54V90H56ZM79 89H81V88H79ZM104 89V88H103ZM110 89V88H109ZM161 89V88H160ZM190 89V88H189ZM75 90V91H76ZM84 90V89H83ZM93 90V89H92ZM96 90V89H95ZM108 90V89H107ZM107 90H104V91H107ZM115 90V89H114ZM122 89L120 88V91H121ZM124 90H126V89H124ZM141 90H143V89H141ZM140 90V91H141ZM162 90V89H161ZM160 90V91H161ZM167 90V89H166ZM165 90V91H166ZM183 90V89H182ZM188 90V89H187ZM53 91V90H52ZM102 91V90H101ZM110 91V90H109ZM117 91H118V88H117ZM123 91V90H122ZM131 91H133V90H131ZM131 91H128V93H130ZM139 91V92H140ZM145 91H147V90H145ZM179 91V90H178ZM55 92V91H54ZM78 92V91H77ZM86 92V91H85ZM96 91H94V93H95ZM99 92V91H98ZM103 92V91H102ZM127 92V91H126ZM136 92V91H135ZM134 92V93H135ZM144 92V91H143ZM80 93V92H79ZM109 93V92H108ZM133 93V94H134ZM138 93V92H137ZM147 93H149V92H147ZM153 93V92H152ZM160 92H158V94H159ZM59 94V93H58ZM81 94V93H80ZM85 94V93H84ZM102 94V93H101ZM109 94H111V93H109ZM144 94H146V93H144ZM150 94V93H149ZM164 94L166 95V93L164 92ZM93 95V94H92ZM98 95V94H97ZM107 95V94H106ZM130 95V94H129ZM140 95H142V94H140ZM139 95V96H140ZM152 95V94H151ZM56 96V97H55ZM66 96H63V97H66ZM75 96V95H74ZM86 96V95H85ZM84 96V97H85ZM112 96V95H111ZM126 96V95H125ZM89 97H91V96H89ZM97 97V96H96ZM149 97V96H148ZM151 97V96H150ZM76 98V97H75ZM94 98V97H93ZM100 98V97H99ZM114 98H116V97H114ZM124 98V97H123ZM133 98H135V97H133ZM137 98V97H136ZM156 98V97H155ZM172 98V97H171ZM57 99V98H56ZM55 99V100H56ZM61 99V98H60ZM69 99H71V100H69ZM88 99V98H87ZM91 99V98H90ZM102 99V98H101ZM118 99H120V97L118 98ZM129 99V98H128ZM138 99V98H137ZM144 99V98H143ZM151 99V98H150ZM50 100V99H49ZM58 100V99H57ZM85 100V99H84ZM89 100V99H88ZM96 100V99H95ZM108 100V99H107ZM124 100V99H123ZM136 100V99H135ZM87 101V100H86ZM90 101V100H89ZM92 101V100H91ZM97 101V100H96ZM117 101V100H116ZM144 101V100H143ZM149 101V100H148ZM155 101V100H154ZM88 102V101H87ZM93 102V101H92ZM110 102V101H109ZM114 102V101H113ZM121 101H119V103H120ZM153 102V101H152ZM188 102V101H187ZM89 103H91V102H89ZM94 103H95V101H94ZM142 103V102H141ZM165 103V102H164ZM104 104V103H103ZM114 104H115V102H114ZM184 104V103H183ZM98 105H100V104H98ZM97 105V106H98ZM102 105V104H101ZM147 105V104H146ZM153 105H154V103H153ZM91 106V105H90ZM108 106H110V105H108ZM116 106H118L117 105V103H116ZM115 106V107H116ZM122 106H123V103H122ZM121 106V107H122ZM129 106V105H128ZM135 106V105H134ZM157 105H155L154 107H156ZM261 106V105H260ZM259 106V107H260ZM147 108H148V106H146ZM149 107H150V105H149ZM164 107V106H163ZM110 108H111V106H110ZM189 108V107H188ZM207 108V107H206ZM250 108H252V107H250ZM254 108V107H253ZM256 108V107H255ZM96 109V108H95ZM99 109V110H98ZM142 109V108H141ZM152 109H153V106H152ZM151 109V110H152ZM205 109V108H204ZM208 109V108H207ZM257 109V108H256ZM109 110V109H108ZM122 110V109H121ZM143 110V109H142ZM157 110H159V109H157ZM162 110H163V108H162ZM210 110V109H209ZM208 110V111H209ZM245 110V109H244ZM253 110V109H252ZM261 110V109H260ZM150 111V110H149ZM160 111H161V109H160ZM207 111V112H208ZM219 111H221V110H219ZM257 111V110H256ZM127 112V111H126ZM134 112V111H133ZM146 112V111H145ZM144 111H143V113H145ZM157 112V111H156ZM156 112H154V113H156ZM162 112V111H161ZM194 112V111H193ZM214 112V111H213ZM212 112V113H213ZM140 113H142V111L140 112ZM192 113V112H191ZM224 113V112H223ZM249 113H251V110H249ZM260 113V112H259ZM118 114V113H117ZM149 114V113H148ZM158 114V113H157ZM170 114V113H169ZM197 114H199V113H197ZM256 114H257V112H256ZM125 115V114H124ZM136 115V114H135ZM172 115H173V113H172ZM175 115V114H174ZM173 115V116H174ZM128 116V115H127ZM152 116V115H151ZM159 116V115H158ZM181 116V115H180ZM183 116V115H182ZM199 116V115H198ZM209 116V115H208ZM135 117V116H134ZM136 117H138V116H136ZM135 117V118H136ZM193 117H195V116H192L191 118H193ZM214 117V116H213ZM253 116H251V118H252ZM139 118V117H138ZM162 118V117H161ZM170 118V117H169ZM187 118V117H186ZM190 118V117H189ZM196 118V117H195ZM195 118H194V120H195ZM206 118V117H205ZM224 118V117H223ZM242 118V117H241ZM180 119H181V117H180ZM230 119V118H229ZM239 119V118H238ZM245 119V118H244ZM264 119V118H263ZM100 120H103V121H100ZM130 120V119H129ZM142 120V119H141ZM140 120V121H141ZM151 120V119H150ZM170 120H171V118H170ZM184 120V119H183ZM234 120H235V118H234ZM242 120V119H241ZM131 121H132V119H131ZM135 121V120H134ZM137 121V120H136ZM147 121V120H146ZM145 121V122H146ZM149 121V120H148ZM159 121H160V119H159ZM163 121V120H162ZM168 121V120H167ZM165 122L166 124L167 123H169V122ZM174 121V120H173ZM172 121V122H173ZM176 121V120H175ZM180 121V120H179ZM185 121H186V119H185ZM185 121H183L182 122V124H183V126H182V128L184 127L185 128V126H184V122ZM259 121V120H258ZM98 122H100V123H102V125L99 123L98 124ZM142 122V121H141ZM144 122V123H145ZM156 122H157V120H156ZM203 122V121H202ZM232 122V121H231ZM243 122V121H242ZM104 123V124H103ZM140 123V122H139ZM150 123V122H149ZM152 123H154L153 121H152ZM160 123V122H159ZM158 123V124H159ZM170 123H171V121H170ZM170 123L168 124L169 125V129H171L170 128ZM186 123V122H185ZM197 123V122H196ZM211 123H212V121H211ZM226 123V122H225ZM238 123V122H237ZM236 123V124H237ZM259 123V122H258ZM130 124H132V123H130ZM136 125H135V127L137 126V122L135 123ZM147 124H148V122H147ZM155 124V123H154ZM161 124V123H160ZM173 124V123H172ZM178 124H179V122H178ZM181 124V123H180ZM181 124V125H182ZM188 124V123H187ZM233 124V123H232ZM132 125H134V122H133V124ZM132 125H130V127L132 126ZM146 125V124H145ZM153 125V124H152ZM165 125V124H164ZM168 125H166V126H168ZM174 125V124H173ZM194 125V124H193ZM217 125V124H216ZM216 125H214V126H216ZM221 125V124H220ZM143 126H144V124H143ZM155 126V125H154ZM158 126H160V125H158ZM162 126V125H161ZM175 126V125H174ZM173 126V128L175 129L178 125H176V127H174ZM241 126V125H240ZM250 126H252V125H250ZM256 126V125H255ZM69 127V129H72L71 130V134L70 135H67L66 134V129ZM133 127V126H132ZM131 127V130H130V134H131V136H130V134L129 135H127V136H125L124 137V132H122V135L120 136V134H118V135H116V136H118L117 137V139H116V141L115 142H113L114 144H115V146H120V145H128V147L130 146V144L131 143H135V142H144V143H146V141H147V143L146 144H148V141H153V138H151L149 135V137H150V139L149 138H146L147 136V134L145 135L146 137H142L141 138V136H139V134H143V132H141V133H139L138 134V136H135V135H133V132H135L134 131V129ZM138 127V126H137ZM139 127H141L142 128V126H141V124H140V126ZM146 127V126H145ZM198 127V126H197ZM242 127V126H241ZM244 127V126H243ZM253 127V126H252ZM126 128H128V130L126 129ZM141 128H140V130H137V128H136V130L138 131V132H140L141 131ZM144 128V127H143ZM149 128V127H148ZM157 128V127H156ZM163 128V127H162ZM164 128H165V126H164ZM172 128V129H173ZM225 128V127H224ZM245 128V127H244ZM68 129V130H69ZM89 130H90V128H88ZM95 129V128H94ZM97 129V128H96ZM95 129V130H96ZM101 129H100V131H101ZM133 129V130H132ZM139 129V128H138ZM150 129V128H149ZM154 130H155V128H153ZM158 129H161V128H158ZM166 129H167V127H166ZM168 129V130H169ZM179 128H177V130H178ZM194 129V128H193ZM199 129V128H198ZM222 129V128H221ZM230 129V128H229ZM237 129V128H236ZM66 130V131H65ZM81 130V131H80ZM94 130V131H95ZM147 130V129H146ZM157 130V129H156ZM161 130H163V129H161ZM165 130V129H164ZM167 130V131H168ZM176 130V131H177ZM187 130V129H186ZM196 130V129H195ZM239 130V129H238ZM237 130V131H238ZM53 131V132H52ZM74 133H73V132ZM78 131H80V132H78ZM99 131V132H100ZM137 131H136V135H137ZM170 131V130H169ZM168 131V132H169ZM172 131V130H171ZM174 131V130H173ZM264 131V130H263ZM70 132V131H69ZM75 132H77V133H75ZM92 132V131H91ZM125 132V133H126ZM147 132V131H146ZM149 132H151L150 130H149ZM165 132V131H164ZM120 133V132H119ZM145 133V132H144ZM170 133V132H169ZM198 133H200V132H198ZM223 133V132H222ZM230 133V132H229ZM243 133V132H242ZM153 134V133H152ZM155 134V133H154ZM153 134V135H154ZM164 134V133H163ZM224 134V133H223ZM232 134H235V132L234 133H232ZM236 134H237V132H236ZM133 135V136H132ZM151 135V134H150ZM153 135H152V137H153ZM181 135V134H180ZM200 135V134H199ZM203 135V134H202ZM238 135H241L239 132H238ZM238 135H232V136H238ZM15 136V135H14ZM155 136H157V135H155ZM172 136V135H171ZM184 136V135H183ZM194 136V135H193ZM227 136V135H226ZM107 137V139H108V136H106ZM111 137H114V135L113 136H111ZM110 137V138H111ZM127 137V138H126ZM169 137V136H168ZM174 137V136H173ZM172 137V138H173ZM246 137V136H245ZM244 137V138H245ZM35 138V139H34ZM105 138V137H104ZM179 138V137H178ZM218 138H220V137H218ZM226 139L228 138V137H225ZM224 138V139H225ZM236 138V137H235ZM17 139V140H18ZM41 139V140H42ZM51 140L52 141V139L51 138H46L45 140L47 141V140ZM57 139V138H56ZM136 139V140H135ZM158 139V138H157ZM185 139V138H184ZM187 139V138H186ZM208 139V138H207ZM230 139V138H229ZM237 139V138H236ZM241 139V138H240ZM8 140V141H7ZM40 140V141H41ZM44 140V141H45ZM48 140V141H49ZM70 139H68V141H69ZM99 140V139H98ZM192 140V139H191ZM209 140V139H208ZM220 140H221V138H220ZM232 140V139H231ZM44 141L43 142H41V145H43L44 144ZM72 141V140H71ZM108 141V140H107ZM154 141H156V140H154ZM239 141V140H238ZM259 141V140H258ZM16 142V141H15ZM17 142H19V140L17 141ZM50 142V141H49ZM74 142V141H73ZM75 142L77 143L78 141H76L75 140ZM74 142V143H75ZM110 142V141H109ZM140 142V143H141ZM166 142H167V140H166ZM173 142V141H172ZM187 142H188V140H187ZM20 143V142H19ZM43 143V144H42ZM53 143H56V140H55V142H53ZM64 143H67L66 141L64 142ZM63 143V144H64ZM69 143V142H68ZM67 143V144H68ZM73 143V144H74ZM97 143V142H96ZM103 143V142H102ZM133 143V144H134ZM155 143V142H154ZM185 143V142H184ZM191 143V142H190ZM254 143V142H253ZM257 143V142H256ZM8 144V145H7ZM46 144H47V142H46ZM48 144H50V143H48ZM77 144H79V142L77 143ZM104 144V143H103ZM109 144V143H108ZM114 144H112V145H114ZM146 144H145V146H146ZM153 144V143H152ZM161 144V143H160ZM164 144V143H163ZM230 144V143H229ZM261 144H263V143H261ZM19 144H14V145H11L9 148V150H11V149H16L15 147H17ZM62 145V144H61ZM65 145V144H64ZM63 145V147H65ZM70 145H72L71 143L69 144V146ZM81 145V144H80ZM99 145V144H98ZM102 145V144H101ZM125 145V146H126ZM168 145V144H167ZM175 145V144H174ZM211 145V144H210ZM217 145H219V144H217ZM21 146V145H20ZM23 146V145H22ZM47 146V145H46ZM68 146V145H67ZM76 147H77V145H75ZM81 146H83V145H81ZM122 146H120V147H122ZM124 146V147H125ZM138 146H140V145H138ZM142 146V145H141ZM148 146V145H147ZM179 146V145H178ZM196 146V145H195ZM224 146V145H223ZM234 146V145H233ZM249 146V145H248ZM58 147V146H57ZM61 147V146H60ZM75 147V148H76ZM79 147V146H78ZM106 147V146H105ZM113 147V146H112ZM111 147V148H112ZM169 147V146H168ZM175 147V146H174ZM191 147V146H190ZM253 147V146H252ZM255 147V146H254ZM19 148H21V147H19ZM50 148H51V146H50ZM80 148V147H79ZM85 148H86V146H85ZM87 148L88 149H93V151H94V149L95 148H93V147H91V148H89V144L87 145ZM110 148V147H109ZM123 148V147H122ZM122 148H120V149H122ZM126 148L127 147H125L124 148V150H126ZM140 148V147H139ZM138 148V149H139ZM142 148V147H141ZM145 148V147H144ZM177 148V147H176ZM2 149V148H1ZM42 149V148H41ZM54 149V148H53ZM58 149V148H57ZM66 149V148H65ZM71 149V148H70ZM77 149V148H76ZM84 148H82L81 150H83ZM91 149V150H92ZM106 149H108L107 147H106ZM152 149V148H151ZM150 149V150H151ZM160 149V148H159ZM186 149V148H185ZM224 149H226V148H224ZM19 149H18V147H17V151H18ZM22 150V149H21ZM63 150V149H62ZM61 150V148H60V151H62ZM67 150H69V149H67ZM73 150H75V149H73ZM79 150V149H78ZM85 150V149H84ZM99 150H101V149H99ZM134 150V149H133ZM140 150V149H139ZM216 150V149H215ZM260 150V149H259ZM1 151V150H0ZM13 151V150H12ZM41 151V150H40ZM47 151V150H46ZM96 151V150H95ZM102 152H101V158L98 160V161H95V160H90L91 158H88V154H85V151H84V153H81L82 155L81 156H78V157H75V158H70L64 165H62L61 163V167L60 166H58V168H57V170H56V168H55V170H46L45 171V173L47 174V173H50L51 175H53L52 176V178L54 179H58V181H59V183H60V185L62 186V190H65V198H66V196H67V198L66 199H64L63 201H62V203L64 202L65 203V206L63 205V207H65L66 209L67 208H69L68 206L71 204V202H73V201H75L74 199H70V194H74V196H75V194H77V203L75 202V203H72L73 204V206H77V210H79V208H82L83 210H84V208H86V207H88V209H91L92 207H91V205L92 204H94L95 203V205H93L94 207H93V209L96 207V204H99L100 202H101V204L103 205V207H104V205H106L107 206V208H110V210H112V211H114L113 213H115V212H119L120 211V215H125L126 217H131V218H135L136 217V215L139 217V214H140V210L141 209H143V207L141 208V209H139L141 206H139V204L137 205V203H136V205H135V202L137 201V199H138V195L139 194H137V196H135V195H133V197L130 199V200H128V202H126L125 200H124V198L123 197H125V196H127V198H129V196L131 197V195H129V193H127V192H124L125 190H123V188L122 187H120V183H121V181H122V178H123V176H125L124 174V172H125V170L123 171V172H120L123 168H121V167H117V171L114 169V171H112V169H113V166H115V163H116V161H117V159H118V154L116 155L114 152H117V151H114V149H113V154H115V155H109V154H106L103 150H101ZM109 151V150H108ZM108 151H106V152H108ZM127 151V150H126ZM126 151H125V155H126ZM138 151V150H137ZM137 151H135L134 153H136ZM158 151V150H157ZM262 151V150H261ZM19 152V151H18ZM22 152V151H21ZM25 152V151H24ZM50 152V151H49ZM57 152H59V151H57ZM56 152V153H57ZM70 152V151H69ZM83 152V151H82ZM87 152H88V150H87ZM97 152V151H96ZM111 152V150H110V154L112 153ZM130 152V151H129ZM164 152V151H163ZM218 152V151H217ZM220 152V151H219ZM218 152V153H219ZM15 153V152H14ZM17 153V152H16ZM20 153V152H19ZM48 153V152H47ZM46 153V154H47ZM52 153H54L55 154V152H52ZM60 153V152H59ZM78 153V152H77ZM80 153V152H79ZM78 153V154H79ZM109 153V152H108ZM119 153V152H118ZM149 153V152H148ZM151 153V152H150ZM189 153V152H188ZM248 153H249V151H248ZM257 153V152H256ZM2 154V153H1ZM22 154H23V152H22ZM43 154V153H42ZM72 154V153H71ZM98 154V155H99ZM120 154V153H119ZM15 155V154H14ZM18 155V154H17ZM50 155V154H49ZM74 155V154H73ZM92 155V154H91ZM144 155V154H143ZM168 155V154H167ZM171 155V154H170ZM47 156V155H46ZM104 156V157H103ZM128 156V155H127ZM136 156H137V153H136ZM136 156L134 155V156H131V157H134V158H131V159H135L136 161H137V159H136ZM141 156V155H140ZM149 156V155H148ZM155 156V155H154ZM174 156V155H173ZM14 157V156H13ZM21 157H22V155H21ZM65 158H66V156H64ZM69 156L67 155V158H68ZM93 157V156H92ZM106 157H110L109 158V160L108 159H106L105 160V158ZM120 157V156H119ZM126 157V156H125ZM138 157V156H137ZM156 157V156H155ZM163 157V156H162ZM178 157V156H177ZM8 158H11V156H9ZM17 158H18V156H17ZM23 158H24V156H23ZM43 158L45 159V160H43ZM50 158V157H49ZM95 158H97V157H95ZM167 158V157H166ZM21 159V158H20ZM51 159H53V158H51ZM50 159V160H51ZM60 159V158H59ZM93 159V158H92ZM110 159H113L112 161H113V163H111L112 161L110 160ZM128 159H130V157H127V160ZM142 159V158H141ZM141 159H139V161L141 162ZM153 159V158H152ZM177 159V158H176ZM5 160V159H4ZM12 160H13V158H12ZM14 160H19V159H14ZM13 160V161H14ZM22 160V159H21ZM21 160H19V161H21ZM24 160V159H23ZM27 160H28V162H27ZM30 160V161H29ZM115 160V161H114ZM122 160H124V158H122ZM134 160V161H135ZM151 160V159H150ZM159 160V159H158ZM6 161V160H5ZM16 161V162H17ZM49 161V160H48ZM131 161V160H130ZM152 161V160H151ZM150 161V162H151ZM57 162V161H56ZM117 162H119V161H117ZM133 162V161H132ZM131 162V164L133 165L134 163H132ZM157 162V161H156ZM164 162V161H163ZM7 163V162H6ZM22 163V162H21ZM20 162H18V164H21ZM23 163H25V162H23ZM22 163V164H23ZM120 163V162H119ZM127 163V162H126ZM128 163H129V165H128V169H130V162H129V160H128ZM143 163V162H142ZM153 163V162H152ZM3 164V163H2ZM4 164H5V162H4ZM11 164V163H10ZM15 164V163H14ZM21 164V165H22ZM111 164V165H110ZM123 164V163H122ZM137 164V163H136ZM135 164V166L132 168V169H134L135 171L137 170V168L138 167H140V165L138 166V164L136 165ZM140 164V163H139ZM159 164V163H158ZM174 164V163H173ZM16 165V164H15ZM21 165H20V167H21ZM31 166V168H30V166ZM45 165V164H44ZM47 165V164H46ZM54 165V164H53ZM151 165V164H150ZM153 165V164H152ZM8 166V165H7ZM12 167L14 166V165H11ZM38 166V167H37ZM51 166V165H50ZM146 165H144L143 166V168L145 167ZM18 165H17V167L15 166L14 168H17L16 169V172H19V170H18ZM52 167V166H51ZM50 167V168H51ZM115 167V168H116ZM161 167V166H160ZM1 168H3V167H1L0 166V169ZM9 168V167H8ZM7 168V170H6V172L7 173H13V171H11V169L9 168L8 169ZM22 168V167H21ZM21 168H19V169H21ZM49 167H48V169H50ZM162 168V167H161ZM43 169V170H42ZM51 169H53V167L51 168ZM141 169V168H140ZM153 169V168H152ZM15 170V169H14ZM18 170V171H17ZM22 170L24 171V169L22 168ZM21 170V171H22ZM131 170V169H130ZM166 170V169H165ZM139 171V170H138ZM149 171V170H148ZM154 171V170H153ZM156 171V170H155ZM160 171V170H159ZM2 172V171H1ZM0 172V173H1ZM5 172V173H6ZM15 172V173H16ZM142 172V170L140 171V173ZM147 172V171H146ZM146 172H144V173H146ZM150 172V171H149ZM3 173V172H2ZM22 173V172H21ZM52 173H54V174H52ZM131 173V172H130ZM151 173V172H150ZM158 173V172H157ZM23 174V173H22ZM50 174H49V176H50ZM142 174V173H141ZM140 174V175H141ZM195 174V173H194ZM220 174V173H219ZM8 175V174H7ZM18 175V174H17ZM17 175L15 176V178L17 177ZM21 175V174H20ZM127 175H128V173H127ZM130 175V174H129ZM128 175V176H129ZM146 175V174H145ZM153 175V174H152ZM12 176V175H11ZM10 176V177H11ZM35 176H36V174H35ZM43 176V175H42ZM41 176V177H42ZM135 176V175H134ZM138 176H139V173H138ZM157 176V175H156ZM159 176V175H158ZM195 176V175H194ZM8 177V176H7ZM47 177V176H46ZM45 177V178H46ZM213 177V176H212ZM243 177V176H242ZM5 178V177H4ZM12 178V177H11ZM20 178V177H19ZM48 178V177H47ZM50 178H51V176H50ZM49 178V179H50ZM214 178V177H213ZM23 179V178H22ZM42 179V178H41ZM40 179V180H41ZM135 179V178H134ZM138 179H139V177H138ZM187 179V178H186ZM191 179V178H190ZM2 180H8V179H2ZM12 180V179H11ZM14 180V179H13ZM13 180H12V182H13ZM18 180V179H17ZM131 180H133V179H131ZM141 180H143V179H141ZM145 180V179H144ZM10 181V180H9ZM8 181V182H9ZM43 181V180H42ZM45 181V180H44ZM212 181V180H211ZM244 181V180H243ZM11 182V181H10ZM9 182V183H10ZM11 182V183H12ZM14 182H16V179H15V181ZM18 182V181H17ZM34 182V181H33ZM46 182H47V180H46ZM55 182H56V180H55ZM138 182V181H137ZM141 182V181H140ZM205 182V181H204ZM10 183V184H11ZM38 183H39V181H38ZM49 183H51V181L49 182ZM128 183V182H127ZM139 183V182H138ZM191 183V182H190ZM202 183V182H201ZM264 183V182H263ZM10 184H7V183H3L2 181H1V178H0V244L1 243H3V245H1V246H5L6 244H4V242H8L7 244H9V248L10 249H12L11 247H10V243L9 242H12L13 243V248H15V246H16V249H18V251L20 250H24V251H26V250H28L29 248H30V245L32 244V242H35V241H37V243L38 242H42V243H44V242H47L49 239H51L52 238V236H51V238H49L48 239V237H46V235L47 234H49V232L48 231H50L51 232V230L53 229V227H55L54 229L56 230V228L57 229H59L58 227L59 226H57V225H59L60 223H59V221H61V220H63V218L62 219H60V217H59V215L61 214V213H59V215H57V217H58V219H57V217L56 216H54L53 217V215L52 216H41L40 214L39 215H35V214H23L22 212V214L21 213H15L14 211H13V207L12 206H15V205H12L11 206V203H12V201H13V199H12V201L10 200L12 197L14 198L16 195H18V194H15L14 192H12L13 190L12 189H14V188H11V186H10ZM12 184H14V183H12ZM11 184V185H12ZM20 184V183H19ZM30 184V183H29ZM133 184V183H132ZM135 184H137V183H135ZM199 184V183H198ZM197 184V185H198ZM15 186L17 185L18 186V183H15L14 184ZM27 185V184H26ZM25 185V186H26ZM36 185V184H35ZM35 185H33L32 184V186H34L35 187ZM54 185V184H53ZM58 185V184H57ZM31 186V185H30ZM30 186H28V187H30ZM55 186V185H54ZM53 186V187H54ZM61 186H59V187H61ZM128 186V185H127ZM199 186V185H198ZM14 187V186H13ZM19 187V186H18ZM18 187H16V189H18ZM24 187V186H23ZM27 187V188H28ZM38 187V186H37ZM50 187V186H49ZM53 187H51V188H53ZM56 187V186H55ZM54 187V188H55ZM117 187H120L121 189H119V188H117ZM174 187V186H173ZM56 188H58V186L56 187ZM143 188H145V187H143ZM181 188V187H180ZM15 189V190H16ZM20 189V188H19ZM40 189V188H39ZM38 189V190H39ZM59 189V188H58ZM21 190H23V189H21ZM27 190V189H26ZM35 190L36 191H38L37 190V188H35ZM34 190V191H35ZM41 190V189H40ZM60 190H61V188H60ZM60 190H59V192H60ZM180 190V189H179ZM194 190V189H193ZM17 191V190H16ZM19 191V190H18ZM33 191V192H34ZM56 192H57V190H55ZM25 192V191H24ZM29 192V191H28ZM40 192V191H39ZM45 192V191H44ZM52 192V191H51ZM164 192V191H163ZM170 192V191H169ZM172 192V191H171ZM192 192V191H191ZM194 192V191H193ZM13 193L15 194V196L13 195ZM21 193V192H20ZM58 193V192H57ZM63 193V192H62ZM136 193V192H135ZM143 193V192H142ZM40 194V193H39ZM182 194H183V192H182ZM34 195V194H33ZM51 195V194H50ZM78 195H80L79 197H78ZM140 195H141V193H140ZM161 195V194H160ZM169 195V194H168ZM194 195V194H193ZM240 195V194H239ZM6 196H8V197H6ZM38 196V195H37ZM40 196V195H39ZM61 196V195H60ZM59 196V197H60ZM195 196V195H194ZM203 196V195H202ZM242 196H243V194H242ZM18 197V196H17ZM30 197V196H29ZM48 197V196H47ZM160 197V196H159ZM163 197V196H162ZM177 197V196H176ZM254 197V196H253ZM21 198V197H20ZM25 198V197H24ZM40 198V197H39ZM134 198V199H133ZM157 198V197H156ZM165 198V197H164ZM170 198H172V197H170ZM203 198V197H202ZM16 199V198H15ZM18 199V198H17ZM30 199V198H29ZM41 199V198H40ZM61 199V198H60ZM160 199V198H159ZM187 199V198H186ZM194 199V198H193ZM209 199V198H208ZM43 200V199H42ZM148 200V199H147ZM182 200V199H181ZM180 200V201H181ZM219 200V199H218ZM17 201V200H16ZM47 201V200H46ZM159 201V200H158ZM194 201V200H193ZM203 201H206V200H203ZM211 201V200H210ZM230 201V200H229ZM255 201V200H254ZM20 202V201H19ZM29 202H30V200H29ZM40 202V201H39ZM143 202V201H142ZM141 202V203H142ZM145 202V201H144ZM143 202V203H144ZM163 202V201H162ZM175 202V201H174ZM215 202H216V200H215ZM21 203V202H20ZM33 203V202H32ZM31 203V204H32ZM51 203V202H50ZM58 203V202H57ZM134 203V204H133ZM155 203V202H154ZM165 203V202H164ZM167 203V202H166ZM178 203V202H177ZM193 203V202H192ZM198 203V202H197ZM199 203H200V201H199ZM198 203V204H199ZM211 203V202H210ZM209 203V204H210ZM221 203H223L222 201H221ZM225 203H226V201H225ZM263 203V202H262ZM14 204V203H13ZM35 204V203H34ZM40 204H41V202H40ZM46 204H49V203H46ZM52 204V203H51ZM145 204V203H144ZM144 204H143V206H144ZM150 204V203H149ZM238 204V203H237ZM246 204V203H245ZM256 204V203H255ZM60 205V204H59ZM62 205V204H61ZM61 205H60V207H61ZM135 205V206H134ZM146 205H147V203H146ZM151 205V204H150ZM160 205V204H159ZM212 205V204H211ZM21 206V205H20ZM25 206V205H24ZM37 207V211L39 210L38 209V203H37V205H36ZM57 206V205H56ZM72 206V207H73ZM105 206V207H106ZM139 206V207H138ZM155 206V205H154ZM218 206V205H217ZM222 206V205H221ZM225 206H226V204H225ZM18 207V206H17ZM32 207V206H31ZM91 207V208H90ZM99 207V206H98ZM102 207V206H101ZM100 207V208H101ZM145 207H147V206H145ZM198 207V206H197ZM211 207V206H210ZM215 207V206H214ZM236 207V206H235ZM16 208V207H15ZM14 208V210H16ZM24 208V207H23ZM26 208V207H25ZM39 208H40V205H39ZM42 208V207H41ZM40 208V209H41ZM46 208V207H45ZM48 209H49V207H47ZM99 208V209H100ZM152 207H150V209H151ZM219 208V207H218ZM256 208V207H255ZM18 209V208H17ZM73 209V208H72ZM92 209V210H93ZM105 209V208H104ZM139 209V210H138ZM148 209V208H147ZM146 209V210H147ZM150 209H149V212H150ZM203 209V208H202ZM250 209V208H249ZM254 209V208H253ZM264 209V208H263ZM24 209H22V211H23ZM43 210V209H42ZM42 210H41V212H42ZM47 210V209H46ZM52 210H53V208H52ZM70 209H68V211H69ZM95 210V209H94ZM107 210V209H106ZM152 210V209H151ZM207 210V209H206ZM18 211H20V210H18ZM25 211V210H24ZM62 211H63V209H62ZM73 211V210H72ZM74 211H76V210H74ZM85 211H87V210H85ZM89 211V210H88ZM99 211H101V210H99ZM108 211V210H107ZM111 211V212H112ZM199 210H197L196 212H198ZM201 212H204V211H202V210H200ZM250 211V210H249ZM260 211V210H259ZM26 212V211H25ZM29 212H31V210L29 211ZM35 212V211H34ZM39 212V211H38ZM38 212H36V214L38 213ZM46 212H48V211H46ZM54 212H56V211H54ZM59 212V211H58ZM61 212V211H60ZM66 212V210L64 211V212H62V213H65ZM70 212V211H69ZM91 212V211H90ZM90 212H89V214H90ZM96 212V211H95ZM94 212V213H95ZM103 212V211H102ZM106 212V211H105ZM142 212V211H141ZM148 212V211H147ZM149 212L147 213V214H149ZM152 212H153V210H152ZM161 212V211H160ZM160 212H158V214L160 213ZM163 212V211H162ZM161 212V213H162ZM50 213V212H49ZM73 213H75V212H73ZM87 213V212H86ZM112 213V214H113ZM139 213V214H138ZM156 213V212H155ZM200 213V212H199ZM256 213V212H255ZM259 213H262V212H259ZM51 214H52V212H51ZM50 214V215H51ZM58 214V213H57ZM142 214V213H141ZM145 214V215H144ZM152 214V213H151ZM210 214V213H209ZM49 215V214H48ZM103 215V214H102ZM101 215V216H102ZM114 215H116V214H114ZM113 215V216H114ZM144 215V216H143ZM143 217H139V218H145L146 217V211H145V213H144V211H143ZM184 215V214H183ZM79 216V215H78ZM147 216H150L151 217V215H147ZM154 217L156 216V215H153ZM194 216V215H193ZM197 216V215H196ZM195 216V217H196ZM200 216V215H199ZM231 216V215H230ZM259 216H260V214H259ZM56 217V218H55ZM61 217H63V215L61 216ZM85 217V216H84ZM106 217H107V215H106ZM111 217V216H110ZM150 217H148V218H150ZM153 217V218H154ZM158 217V216H157ZM161 217V216H160ZM178 217V216H177ZM195 217H194V219H195ZM239 217H240V215H239ZM254 217V216H253ZM74 219H75V216L73 217ZM79 218V217H78ZM77 218V219H78ZM147 218V217H146ZM181 218V217H180ZM198 218V217H197ZM223 218V217H222ZM70 219V218H69ZM81 219V218H80ZM115 219V218H114ZM118 219V218H117ZM239 219V218H238ZM56 220H59V221H56ZM72 220V219H71ZM107 220V219H106ZM113 220V219H112ZM111 220V221H112ZM158 220V219H157ZM181 220V219H180ZM186 220V219H185ZM232 220V219H231ZM252 220V219H251ZM75 221V220H74ZM80 221V220H79ZM235 221H237V219L235 220ZM249 221V220H248ZM254 221V220H253ZM62 222H64V221H62ZM70 222V221H69ZM68 222V223H69ZM72 222V221H71ZM100 222H102V219H101V221ZM107 222V221H106ZM221 222V221H220ZM251 222V221H250ZM257 222V221H256ZM256 222H253L255 225H254V228H255V226L256 227H258L257 225H261L262 224V222H260V223H258L257 222V225H256ZM67 223V222H66ZM192 223V222H191ZM214 223V222H213ZM232 223H233V221L231 222V224L230 225H232ZM248 223V222H247ZM246 223V224H247ZM252 223V224H253ZM126 224V223H125ZM204 224V223H203ZM244 224H245V221H244ZM245 224V225H246ZM72 225V224H71ZM116 225V224H115ZM173 225V224H172ZM249 225V224H248ZM60 226H63L62 225V223H61V225ZM68 226V225H67ZM70 226V225H69ZM110 226V225H109ZM130 226V225H129ZM64 227V226H63ZM66 227V226H65ZM101 227V226H100ZM142 227H144V226H142ZM61 228V227H60ZM69 228V227H68ZM107 228V227H106ZM106 228H105V230H106ZM111 228V227H110ZM123 228V227H122ZM154 228V227H153ZM167 228V227H166ZM249 228V227H248ZM64 229V228H63ZM62 229V230H63ZM88 229V228H87ZM91 229V228H90ZM131 229V228H130ZM144 229V228H143ZM178 229V228H177ZM263 229V228H262ZM102 230V229H101ZM127 230V229H126ZM145 230H147V229H145ZM151 230V229H150ZM256 230V229H255ZM52 231H54V230H52ZM57 231V230H56ZM56 231H54L52 234L54 235V234H56ZM67 231V230H66ZM81 231V230H80ZM117 231H119V230H117ZM121 232V231H120ZM123 232V231H122ZM125 232V231H124ZM149 232V231H148ZM177 232V231H176ZM250 232V231H249ZM257 232V231H256ZM35 234L34 235V237L36 236V235H39L40 236V238H36V239H32L30 236H26V234ZM58 233V232H57ZM60 233V232H59ZM63 233H66V232H64V230H63ZM79 233V232H78ZM102 233V232H101ZM104 233H106V232H104ZM139 233V232H138ZM51 234V235H52ZM83 234H85V233H83ZM82 234V236H84ZM116 234V233H115ZM118 234V233H117ZM142 234V233H141ZM168 234V233H167ZM243 234V233H242ZM58 235H60V234H58ZM57 235V236H58ZM81 235V234H80ZM88 235V234H87ZM100 235V234H99ZM108 235V234H107ZM113 235V234H112ZM124 235H125V233H124ZM39 236H37V237H39ZM49 237H50V235H48ZM56 235H55V237H57ZM66 236V239H67V235H65ZM78 236V235H77ZM97 236V235H96ZM114 236H116V235H114ZM100 237V236H99ZM119 237V236H118ZM141 237H142V235H141ZM166 237V236H165ZM54 238V237H53ZM61 238H63V237H61ZM69 238V237H68ZM74 238V237H73ZM87 237H85V239H86ZM107 238V237H106ZM111 238V237H110ZM114 238V237H113ZM146 238V237H145ZM144 238V239H145ZM171 238V237H170ZM173 238V237H172ZM195 238V237H194ZM59 239H60V236H59V238H58V241H59ZM76 239V238H75ZM109 239V238H108ZM126 239V238H125ZM52 240V239H51ZM51 240H50V242H51ZM55 241H56V238L54 239ZM60 240H62V239H60ZM64 240V239H63ZM62 240V241H63ZM88 240V239H87ZM97 240V239H96ZM114 240H116L115 238H114ZM150 240V239H149ZM66 241V240H65ZM64 241V242H65ZM75 241H77V240H75ZM79 241V240H78ZM213 241V240H212ZM232 241H234V239L232 240ZM68 242H70V241H68ZM67 242V243H68ZM93 242V241H92ZM95 242V241H94ZM119 242V241H118ZM154 242V241H153ZM201 242V241H200ZM39 243V244H40ZM55 243V242H54ZM58 243V242H57ZM59 243H61V242H59ZM73 243V242H72ZM90 243V242H89ZM102 243V242H101ZM115 243V242H114ZM117 243V242H116ZM50 244V243H49ZM56 244V243H55ZM63 244H65V243H63ZM108 244V243H107ZM113 244V243H112ZM195 244V243H194ZM197 244H199V243H197ZM201 244H202V242H201ZM213 244V243H212ZM219 244V243H218ZM47 245V244H46ZM51 245H52V243H51ZM60 245V244H59ZM62 245V244H61ZM97 245V244H96ZM100 245V244H99ZM117 245V244H116ZM0 246V247H1ZM6 246H8V245H6ZM12 246V245H11ZM49 246V245H48ZM71 245H69L68 247H70ZM77 246H79V245H77ZM105 246V245H104ZM107 246V245H106ZM122 246V245H121ZM131 246V245H130ZM215 246V245H214ZM252 246V245H251ZM59 247V246H58ZM67 247V248H68ZM96 247H98V246H96ZM95 246H93V248L94 249H97ZM108 247H110V246H108ZM123 247V246H122ZM133 247V246H132ZM6 248H8V247H6ZM48 248V247H47ZM60 248V247H59ZM58 248V249H59ZM71 248V247H70ZM75 248V247H74ZM203 248V247H202ZM216 248H217V246H216ZM43 249V248H42ZM55 249H57V247L55 248ZM61 250H62V246H61V248H60ZM82 249V248H81ZM85 249V248H84ZM99 249V248H98ZM114 249V248H113ZM241 249V248H240ZM70 249H68V250H66V251H69ZM86 250V249H85ZM89 250V249H88ZM87 250V251H88ZM118 250V249H117ZM120 250V249H119ZM128 250V249H127ZM6 251V249L4 248V253H6L5 252ZM13 251V250H12ZM23 251V252H24ZM31 251V250H30ZM65 251V252H66ZM78 251V250H77ZM87 251H85L86 253H87ZM92 251V250H91ZM104 251V250H103ZM260 251V250H259ZM2 252V251H1ZM94 252V251H93ZM96 252V251H95ZM123 252V251H122ZM132 252V251H131ZM130 252V253H131ZM149 252V251H148ZM204 252V251H203ZM9 253V252H8ZM14 253V252H13ZM18 253V252H17ZM22 253V252H21ZM89 254L91 253L90 251L88 252ZM101 253V252H100ZM99 253V254H100ZM111 253V252H110ZM12 254V253H11ZM31 254V253H30ZM56 254H57V252H56ZM73 254H75V253H73ZM84 254V253H83ZM96 254V253H95ZM113 254V253H112ZM117 254V253H116ZM124 254V253H123ZM19 255V254H18ZM32 255V254H31ZM34 255V254H33ZM40 255V254H39ZM101 255V257H102V254H100ZM109 255V254H108ZM12 256V255H11ZM26 255H24V257H25ZM61 256V255H60ZM62 256H65L64 254H62ZM92 256V255H91ZM98 256V254L96 255V256H94L95 258ZM114 256V255H113ZM141 256V255H140ZM154 256V255H153ZM1 257V256H0ZM40 257V256H39ZM75 257H77V256H75ZM93 257V256H92ZM93 257V258H94ZM103 257H104V255H103ZM112 257V256H111ZM122 257V256H121ZM134 257V256H133ZM137 257V256H136ZM136 257H135V259H136ZM147 257V256H146ZM33 258V257H32ZM149 258H150V256H149ZM153 258V257H152ZM13 259V258H12ZM28 259V258H27ZM35 259V258H34ZM52 259V258H51ZM63 259V258H62ZM73 259V258H72ZM98 259V258H97ZM99 259H100V257H99ZM104 260H110L109 258H103ZM114 259V258H113ZM116 260H118L117 258H115ZM123 259V258H122ZM146 259V258H145ZM219 259V258H218ZM9 261H10V259H8ZM7 260V261H8ZM14 260V259H13ZM36 260H37V258H36ZM57 260V259H56ZM66 260V259H65ZM78 260V259H77ZM107 260V261H108ZM112 260V259H111ZM120 260V259H119ZM127 260V259H126ZM138 260V259H137ZM154 260H155V258H154ZM163 260V259H162ZM8 261V262H9ZM47 261V260H46ZM53 261H54V258H53ZM62 261V260H61ZM68 261V260H67ZM66 261V262H67ZM83 261V260H82ZM85 261V260H84ZM87 261H88V259H87ZM96 261V260H95ZM101 261H102V259H101ZM129 261V260H128ZM143 261V260H142ZM160 261H161V259H160ZM165 261V260H164ZM232 261V260H231ZM20 262V261H19ZM57 262V261H56ZM63 262V261H62ZM61 262V263H62ZM66 262H65V264H66ZM72 262H74V261H72ZM92 262V261H91ZM104 262H106V261H104ZM120 261H118V263H119ZM150 262V261H149ZM233 262V261H232ZM21 263H24V262H21ZM51 263V262H50ZM54 263V262H53ZM60 263V262H59ZM70 263V262H69ZM84 263V262H83ZM102 263V262H101ZM100 263V264H101ZM147 263V262H146ZM31 264V263H30ZM41 264V263H40ZM57 264H58V262H57ZM71 264V263H70ZM80 264V263H79ZM82 264V263H81ZM86 264V263H85ZM92 264H99L98 262H94V259H93V262H92ZM112 264V263H111ZM122 264V263H121ZM127 264V263H126ZM150 264H151V262H150Z\"/></svg>",
    "mask_w": 264,
    "mask_h": 264
}]
</instances>
